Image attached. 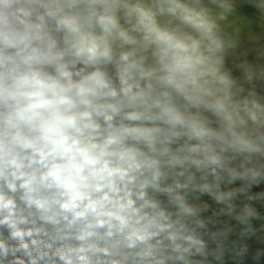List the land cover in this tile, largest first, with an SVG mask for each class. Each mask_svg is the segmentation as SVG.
<instances>
[{
    "label": "clouds",
    "instance_id": "9594fccd",
    "mask_svg": "<svg viewBox=\"0 0 264 264\" xmlns=\"http://www.w3.org/2000/svg\"><path fill=\"white\" fill-rule=\"evenodd\" d=\"M0 264H264V0H0Z\"/></svg>",
    "mask_w": 264,
    "mask_h": 264
}]
</instances>
